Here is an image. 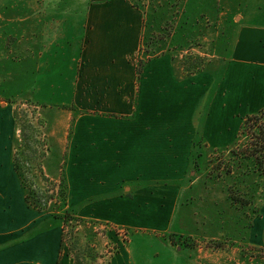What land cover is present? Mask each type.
Listing matches in <instances>:
<instances>
[{"label":"crops","instance_id":"1","mask_svg":"<svg viewBox=\"0 0 264 264\" xmlns=\"http://www.w3.org/2000/svg\"><path fill=\"white\" fill-rule=\"evenodd\" d=\"M10 11L19 13L5 19ZM143 14L131 0H0V43L32 37L39 70L50 57L60 73L69 71L58 83L72 107L70 131L49 133L55 147L66 148L69 207L85 202L73 207L79 218L165 231L199 128L189 106L228 108L212 111L202 126L209 148L231 144L241 117L264 111V26H239L218 80L208 72L180 74L167 52L138 73ZM67 56L76 61L64 68L59 59ZM1 113L0 264H71L61 249V220L25 201L13 164L15 119ZM125 262V253L111 260Z\"/></svg>","mask_w":264,"mask_h":264},{"label":"rangeland","instance_id":"2","mask_svg":"<svg viewBox=\"0 0 264 264\" xmlns=\"http://www.w3.org/2000/svg\"><path fill=\"white\" fill-rule=\"evenodd\" d=\"M131 1L144 11L136 67L139 61L143 67L167 52L180 74L188 75V70L208 72L218 80L231 56L239 26H264V0ZM16 13L10 11L5 19ZM33 50L36 42L32 37L27 41L11 37L0 43V101L7 103L5 107L0 102V111L4 119L10 113L15 119V150L23 148V133L30 136L29 148L23 151L31 160L25 165L42 164L50 179L58 181L63 174L67 182L66 148L55 147L49 133L58 136L64 129L70 131L66 115L72 107L64 104L66 90L58 83L69 71L60 73L61 68L54 66L50 57L43 59L48 66L39 70ZM74 60L60 57L59 63L69 68ZM217 109L228 113V108L212 109L210 104L204 109L189 106L188 115L199 116V128L193 133L188 153L186 185L167 229L143 231L82 218L67 220L61 249L71 264H111L114 256L123 253L125 264H264V146L262 149L260 138L264 111L249 114L257 116L244 124L245 116L241 117L231 144L209 148L202 126ZM32 173L28 177L34 188L49 195L52 191L45 189L52 184L34 168ZM84 204L77 202L73 207L78 210ZM49 205L48 212L63 213L65 209L59 200Z\"/></svg>","mask_w":264,"mask_h":264},{"label":"trees","instance_id":"3","mask_svg":"<svg viewBox=\"0 0 264 264\" xmlns=\"http://www.w3.org/2000/svg\"><path fill=\"white\" fill-rule=\"evenodd\" d=\"M142 69L141 66V62H138L137 65V72L139 73ZM194 71L192 70H188V73H193ZM263 113V112H261ZM264 114V113H263ZM257 114H253V115H247L244 118V123H247L249 120L253 119L254 117H256ZM23 135V148L21 149H17L14 152L13 155V164H14V169L21 181L23 190L25 192V201L27 202V204L36 209V210H47L49 208V204L53 201H58L60 202V206L64 207V211L63 213L57 212V211H53L51 214L53 217L58 218L61 220L62 225H63V235H62V239H61V246H62V242L63 239L65 237V233H64V224L65 222H67V220H75V221H79L81 218H79L76 214L75 209L72 207H69L68 205V185L67 182L65 180V177L63 176V174H61L59 176L58 181H55L57 178H52L50 179L48 176H46L45 170H44V166L42 164H38L35 165L34 167L32 165H25L26 162H28L29 160H31L30 157L24 155V148L27 147L29 148V140H30V136H27L25 133L22 134ZM261 148L263 149L264 146V126H263V131H261ZM196 144V142L194 143ZM50 144H48V148L47 150H50ZM31 150V149H30ZM34 153L36 151H33ZM20 154L22 155L21 158ZM42 157L45 156V153H41ZM22 162V163H21ZM24 164V165H22ZM33 168L34 170H36V172L39 173V175L46 181V182H50L52 184V187H50L49 189H45L46 192L48 191H52L49 195L46 194L44 192V190L38 188L35 189L34 188V182L32 179H30L28 176L29 174H31L33 172ZM33 174V173H32ZM59 188V190H57V193L54 191L55 188Z\"/></svg>","mask_w":264,"mask_h":264}]
</instances>
